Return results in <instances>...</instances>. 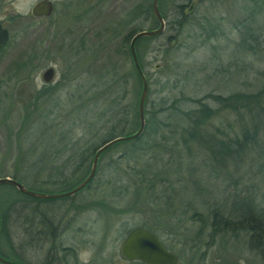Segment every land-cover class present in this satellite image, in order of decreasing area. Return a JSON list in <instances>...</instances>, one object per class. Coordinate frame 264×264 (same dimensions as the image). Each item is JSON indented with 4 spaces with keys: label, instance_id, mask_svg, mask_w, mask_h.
Instances as JSON below:
<instances>
[{
    "label": "rangeland",
    "instance_id": "1",
    "mask_svg": "<svg viewBox=\"0 0 264 264\" xmlns=\"http://www.w3.org/2000/svg\"><path fill=\"white\" fill-rule=\"evenodd\" d=\"M8 1L11 12L27 13L37 0ZM187 1L165 0L167 22L173 19L169 11L171 6ZM71 3L68 16H61L56 11L50 20L28 26L25 22L15 28L18 38L0 52V177H12L16 170L36 161L48 165L52 160L62 165L68 156H53V152L68 140L84 151L88 169L92 150L107 140L114 128L117 131L123 129L125 133L137 130L141 86L125 37L129 31L135 33L156 28L152 15L145 14L151 9L152 0H111L107 10L105 7L98 9L103 14L99 21L94 17L93 0H71ZM246 3L243 0H207L200 4L190 22L205 24L206 20L214 19L218 30L215 37L209 33L210 39L207 33L199 30V25L191 23L192 26H186L178 35L171 26L148 44L144 39L138 41V54L150 83L146 109L152 115L164 107L166 110L155 117L163 120L169 115L175 120L176 112L197 107L198 104L187 99L196 100L210 93L225 97L237 92L253 93L264 84V51H260V47L255 48L253 54L233 55L240 49L235 47L241 39L239 23L244 15L240 5ZM261 20L264 26V14L260 16ZM126 23L128 26L123 30ZM168 37H172L171 41ZM260 42L264 49V34ZM79 52L81 61L75 66L74 56ZM31 54L33 60L28 62ZM48 67L55 71L49 87L41 80ZM116 95L125 98L114 107ZM203 103L218 108L211 100ZM124 110L127 111L126 124H115L116 118L123 117ZM224 122L222 113L207 126L214 132ZM33 124L39 125L35 132H32ZM179 127L175 123L160 127L152 124V129L142 139L143 147L151 146L145 159L151 157L152 150H159L155 147L159 143L171 148L174 154L171 156L167 150H160L163 163L174 164L180 154L186 158L187 149L178 144L181 142ZM153 129L163 132L154 135ZM161 134L166 140L161 139ZM34 146L38 149L32 153ZM130 148L129 145H116L106 150L101 157L104 170L88 188L68 199L37 201L25 211L30 218L49 222V227L46 225L43 230L49 235L54 234L55 238V242L24 250L25 254L21 255L25 263L62 264L61 259L67 251L72 253L67 257L69 264H76L75 261L78 264H127L122 261L121 244L131 230L141 227L154 233L179 257L180 264H264V257L248 248V239L244 235L238 238L218 236L210 244L209 229L197 239L200 223L191 220L194 212L204 217L213 208L228 215L233 195L253 197V185L257 184L264 190V181L260 178V174L264 177V168L262 173L255 168V177L249 163L237 167L230 163L227 171L232 177L224 178L223 169L221 174H210L208 167L200 165L203 155L193 157L191 165L195 168L199 163L195 177H190L184 167L175 170L177 172H172L170 167V173L164 171L166 176L162 173L157 176L155 195L161 199L154 203L150 198L146 200L147 191L143 195V190H138L147 187L148 183L132 172L133 161L123 158ZM194 149L197 153L198 148L194 146ZM111 160L117 162L108 165ZM54 167L38 177L34 171H27L26 182L22 184L33 192L57 194L69 191L83 176L73 175L71 166L64 169L58 181L50 180V175L58 177V174H52ZM196 178L201 184L192 183ZM15 194L23 196L10 187L0 186L1 214H7L10 196ZM137 194L142 195L141 198H137ZM166 195L175 207H179L177 214L169 220L170 231L165 228L167 223L155 218L152 212L154 207L166 208ZM15 220L9 218L7 231L13 248L19 252L27 237L20 226L24 222L23 216L19 221ZM9 246L5 235H0L2 257L18 263Z\"/></svg>",
    "mask_w": 264,
    "mask_h": 264
},
{
    "label": "trees",
    "instance_id": "2",
    "mask_svg": "<svg viewBox=\"0 0 264 264\" xmlns=\"http://www.w3.org/2000/svg\"><path fill=\"white\" fill-rule=\"evenodd\" d=\"M167 1V0H166ZM194 0H188L186 4H178V5H172L169 11L172 12L173 19L171 22L168 21V15L167 10L164 6L165 0H159V10L161 13V16L165 20L166 29L171 28L172 30L176 31V35H178L184 28L188 25L192 26V24L199 25V30L203 33H207L208 39H210L212 36L215 37L218 24L215 22V20L209 19L206 20L205 24H200L198 22H190V17L197 11L200 4L204 3L207 0H197L196 5L194 6L193 10L191 12H187V9L189 8L190 4ZM246 4H241L240 9L243 15V20L240 25V33H241V39L238 43L235 44V47H239L240 49L233 53V55L239 54L241 57L242 55H246L248 53L253 54V50L255 48H259L260 51H264L262 48V42H260L261 36L264 34V26L262 25V20L260 21V16L264 14V0H243ZM238 8V6H237ZM149 13L152 15L154 21L156 22V28L158 27V22L156 18L154 17L152 13V9H147L145 12L146 16H149ZM192 23V24H191ZM206 26V27H205ZM238 28V27H237ZM155 29V28H154ZM164 30V32H165ZM140 31V30H139ZM164 32L161 35H158L153 38H142L144 39V42L146 44L158 39L160 36L164 34ZM209 33L212 34L209 35ZM139 39V40H142ZM172 37H168V40L171 41ZM176 40V38H173ZM138 40V41H139ZM174 42V41H173ZM255 45H254V44ZM234 45V44H233ZM138 46V45H137ZM138 49V47H137ZM258 51V50H257ZM255 51V54L256 52ZM135 71V70H134ZM144 76L147 79V76L145 74V71L143 70ZM228 74H231L228 72ZM139 79V77H138ZM140 81V79H139ZM148 81V79H147ZM116 83L114 85V89H116ZM140 86L141 81H140ZM148 95L145 102V130L143 131L142 135L134 139L132 141H126L121 142L116 145H129L131 146L130 150L126 155H124V159H127L129 161H133V167L131 168L133 173H137L140 175V177L145 180L148 184L147 187H140L138 190H143V195L146 192L145 196L150 198L152 202L159 201V196L156 194V186L154 184V181L158 179L157 176L162 173V175L166 176L167 173H170V167H172V172L175 170L179 171L183 167L187 171L188 175L190 177H195V173L198 169L199 163L194 165H191V160L196 159L197 157L204 156L203 161L200 160V165L203 167H208L210 171V174L213 173H223V177L228 178L232 177V174L229 175L227 171L228 165H232L234 167L245 165L249 163L253 166V173L255 172L254 169L257 168L259 171L264 168V84L261 85L255 92L253 93H233L229 96H221V95H214L212 93L206 94L203 97L199 99H187L190 100L194 104H198L197 107H195L191 111H184V112H176V119L173 120L169 115L165 117V119H161V117H155L157 114H160L162 111H165L166 109L164 107H160L156 112L153 113V115L146 109V104L148 101L149 93H150V83L148 81ZM141 91V89H140ZM125 96H119L116 95L114 98V107H117L122 99H124ZM205 100H211L213 103L218 105L217 109H214L210 107L208 104L203 103ZM112 104V102H111ZM37 109H35L36 111ZM123 117L121 116L119 119H115V124H126V121L124 118L127 116V111H123ZM179 113V114H177ZM222 113H224V119L226 123L220 124L219 127H216L213 131H210L208 129V126L210 125V122L221 117ZM121 114V113H120ZM137 116H138V110H137ZM230 116H235L234 119H229ZM39 120V119H37ZM41 121V120H40ZM171 123L178 124L180 129L179 132L181 133V142L178 144H183V146L187 149L186 151V158L182 154H180L176 161L169 162V163H163V161L160 160V150H167L170 155L172 156L173 153L171 148L162 147L159 144H156L155 147L159 150L150 152V158L145 159V156H147V151H149L151 148L150 145H146V147H143L144 143H142V139L145 136L146 132L150 129H152V124L157 125V127L160 126H168ZM38 124V122H37ZM33 124V130L32 132H35L37 127L39 125ZM208 125V126H207ZM139 126V120L137 118V129ZM42 127H40V130ZM175 130L174 133L177 131ZM134 132L131 133H125L122 130L117 131V129H113L111 132H109V137L107 140H105L100 146L103 144L117 138V137H123L131 135ZM151 132L156 135L158 133H162L163 130L161 129H153ZM162 135V134H161ZM68 138V137H67ZM162 140H166V137L162 135ZM66 142V144L62 145L60 148H54L53 156H61L65 155L68 156L67 160L62 163V165L56 164L58 162L56 161H49L48 165H45L41 162H33L28 163L26 167L23 169L16 170L14 175L11 177L15 179L16 181L20 182H26L25 180V173L27 171H34L35 177H38L43 174L45 171L51 170V167H54L52 170V174H58V177H53L52 175L49 176L50 180L58 181L63 174L64 169H68L71 166L73 167V175L80 174L82 176L80 180L77 182L75 186H77L79 183H81L85 177L88 175L91 167V162L89 163L88 169L86 167L87 160L84 156V151L81 152V150H78L76 145L69 142ZM114 145V146H116ZM96 146L92 153L94 155L95 151L100 147ZM160 146V148H159ZM194 146L198 148L196 150L197 153H194L195 149ZM38 149V146H34L32 149V153H35ZM194 149V151H193ZM106 153L101 154L98 162L97 172L95 174L94 179L84 188H88L97 175L101 172V170H104V165L101 164V157ZM58 154V155H57ZM174 155V154H173ZM196 157V158H195ZM188 161H186V160ZM239 159V160H237ZM117 161L111 160L108 165H112L113 163H116ZM50 167V168H49ZM174 167V168H173ZM183 168V169H184ZM223 169V171H222ZM85 170V172H84ZM87 170V171H86ZM161 170L163 172H161ZM168 171L167 173L164 171ZM264 170V169H263ZM175 171V172H177ZM84 173V174H83ZM262 173V170H261ZM82 174V175H81ZM260 174V173H259ZM261 175V180L264 181V177ZM61 176V177H60ZM253 176H257L256 173H254ZM199 178H196V180H193L192 183L194 185L201 184L200 181H198ZM165 181V180H162ZM167 184L169 185L168 181ZM4 187H10L14 190H16L14 187L10 185H2ZM75 186H73L71 189H73ZM128 188V187H126ZM70 189V190H71ZM83 189V190H84ZM201 188H199L200 190ZM17 191V190H16ZM82 191V190H81ZM18 192V191H17ZM21 194L20 192H18ZM147 194H151L150 196H147ZM23 195V194H21ZM137 198H141L139 194L136 195ZM8 203V212L7 214H1L0 213V235H5L6 240H8V243H10V248L12 249V255L13 257L19 261V264H27L22 260V255L25 254V251L28 250V247H32L35 245L41 246L40 244H43L47 241H54V234L49 235L43 230V227H46V225L49 227V222L47 221H40L38 217L30 218L29 216H26L24 213L25 211L29 209L32 205L37 204V201H31L30 197L23 195H13L10 196ZM66 199V198H65ZM68 199V198H67ZM161 199V198H160ZM165 200L167 202L165 209H160L154 207L152 209V212L155 218L162 220V222H166L165 228L170 231L171 229L168 227L170 222L169 220H172L174 215L177 214L176 210L179 207H175V205L170 201V196L166 195ZM232 200V208L231 212L228 213V215H225L223 212L218 208H213L208 213V216L202 217L201 215H198L196 212H194L191 216V220L200 223V226L198 227V230L196 232V238L199 239L202 234L209 229L207 233L208 242L212 244L214 242V239L218 236H226L230 235L235 238L240 237V235H244L248 241L246 242L248 245V248L253 251L255 254H257L259 257H264V190L261 187L260 184L253 185V197L248 195H242L235 194L231 198ZM52 201V200H48ZM16 207V209H15ZM19 210V211H18ZM12 214V215H11ZM11 215V216H10ZM21 216H23L24 222L20 226L23 228V232L25 236L27 237L24 245H20V248L15 250L14 245L11 242V236L8 234V223L10 217H13L15 222L19 221L21 219ZM19 223V222H18ZM147 227V226H143ZM29 238V239H28ZM208 242L205 244L208 245ZM21 250V251H20ZM25 250V251H24ZM22 254V255H21ZM0 256L2 257V254L0 252ZM46 264V263H45Z\"/></svg>",
    "mask_w": 264,
    "mask_h": 264
},
{
    "label": "water",
    "instance_id": "3",
    "mask_svg": "<svg viewBox=\"0 0 264 264\" xmlns=\"http://www.w3.org/2000/svg\"><path fill=\"white\" fill-rule=\"evenodd\" d=\"M196 3L197 0H194L187 9V12H191L194 6L196 5ZM151 9L154 17L158 22V27L151 30H140L136 32L131 38L129 43V51H130L131 59L142 85L138 100L139 126L136 132L128 136L117 137L100 146L95 151L92 157L91 167L88 175L81 183H79L77 186H75L73 189L67 192L57 193V194H42V193L33 192L27 189L23 184H21L20 182L16 181L11 177H0V186L10 185L14 187L21 194L26 195L35 200H58V199L73 197L75 194L83 190L94 179L95 174L97 172L99 158L102 153H104L110 147L118 143L132 141L134 139L139 138L142 135L143 131L145 130L144 110H145V102L147 99L149 86H148V81L144 76L143 70L138 64L136 51H135V44L139 39L153 38L158 35H161L166 27L165 20L161 16L159 10V0H152ZM51 11H52V6L50 2L40 1L35 5L32 12L33 15L35 16H39L40 14L48 16L51 13ZM7 39H8L7 31L2 29L0 26V48H2L5 45ZM54 74H55L54 69L50 67L43 72L42 79L44 80V82L48 83L51 81ZM120 252L122 257H124L125 259L139 260L147 264H178L177 256L167 251L164 248L163 244L161 243L160 239L154 233L141 227L134 228L129 232V234L127 235V237L125 238V240L121 245ZM0 264H18V263L5 260L3 257L0 256Z\"/></svg>",
    "mask_w": 264,
    "mask_h": 264
},
{
    "label": "flooded vegetation",
    "instance_id": "4",
    "mask_svg": "<svg viewBox=\"0 0 264 264\" xmlns=\"http://www.w3.org/2000/svg\"><path fill=\"white\" fill-rule=\"evenodd\" d=\"M40 1L50 2L51 6H52V11L48 16H45L43 14L42 15L40 14L39 16L33 15V12H32L33 8ZM93 1H94V17H95L96 21H99V19L101 18V15H103V14L102 13L100 14L98 9L99 8L104 9V7H105V9L107 10L111 0H100V1L99 0H93ZM72 4L73 3H71V0H58V1H56V0H37L36 3H34L33 5L30 6L27 13H21V12L19 13L18 11L11 12V2H9L8 0L7 1L0 0V26L2 29L6 30L7 34H8L7 42L5 43V45L2 48H0V52L4 51V49H6V47H8V45H10L15 38L16 39L18 38V36H16L15 28L17 29V27L21 26V24H23L25 22H26V25L28 26L30 23L31 24L34 22L39 23L43 20H45V21L50 20L54 16L56 11H59V14L61 16L62 15L68 16L69 15L68 12H70V10H71L70 8H71ZM127 26H128V24L126 23V26L124 25L123 30L126 29ZM135 33H131L129 31L128 34L126 35L125 40L128 41V46H129L131 38L133 37V35ZM30 34H32V33H30ZM27 35H28V33H27ZM137 43H138V41L135 44L137 61H138L139 66L141 67V69L144 70V68L142 67V64H141L139 54H138ZM129 54H130V51H129ZM33 56H34L33 54L28 56V59H27L28 62L33 60ZM130 57H131V55H130ZM80 61H81V53L79 52V53H76L74 56V65L75 66L78 65V63H80ZM133 66H134V64H133ZM48 68H50V67H48ZM134 70H135V68H134ZM134 72L137 74L136 70ZM54 73H55V71H54ZM54 76H55V74H54ZM54 76L51 79V81L48 83L44 82V80L42 79V75H41V80L47 87H49L51 85L53 79H54ZM47 242H49V241H47ZM50 242H55V241L52 240ZM161 243L163 244L162 241H161ZM163 246L167 251H169L167 246H165L164 244H163ZM120 250H121V248H120ZM64 253L65 254H63V257L61 259V263L62 264H69L67 262V257L71 256L72 253L67 252V251H65ZM170 253H172V252H170ZM121 257H122V255H121ZM177 258H178V264H180V259L178 256H177ZM122 261L127 263V264H147V263H144V262L139 261V260H128V259H125L124 257H122ZM75 262H76V264H78V261H75ZM46 264H48V263H46Z\"/></svg>",
    "mask_w": 264,
    "mask_h": 264
}]
</instances>
